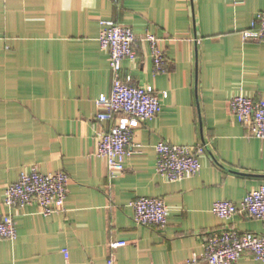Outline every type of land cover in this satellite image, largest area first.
I'll list each match as a JSON object with an SVG mask.
<instances>
[{
  "label": "crops",
  "instance_id": "1",
  "mask_svg": "<svg viewBox=\"0 0 264 264\" xmlns=\"http://www.w3.org/2000/svg\"><path fill=\"white\" fill-rule=\"evenodd\" d=\"M260 11L264 0H0V216H15L18 229L16 240H0V264H210L206 233L264 234V219L213 212L215 202L240 205L264 186V139L250 137L230 109L234 95L264 97V42L242 38ZM104 20L141 39L136 59L122 62L123 78L167 93L160 114L135 130L114 178L96 153V133L113 124L97 119L113 84L109 51L98 43ZM148 35L166 71H156ZM161 141L206 143L201 171L162 177ZM32 165L69 174L64 211L5 205L8 185ZM142 196L166 201V226L135 222L131 203ZM117 241L127 244L113 248ZM237 264L264 262L248 253Z\"/></svg>",
  "mask_w": 264,
  "mask_h": 264
},
{
  "label": "built area",
  "instance_id": "2",
  "mask_svg": "<svg viewBox=\"0 0 264 264\" xmlns=\"http://www.w3.org/2000/svg\"><path fill=\"white\" fill-rule=\"evenodd\" d=\"M98 37L101 49L108 50L109 64L113 77L110 94H102L98 100L97 119L113 124L96 133L97 155L104 158L111 178L125 170L127 156L133 153L135 130L145 121L155 119L162 111V99L167 93L159 94L151 86H140L122 76L124 59H136L137 43L141 40L130 25L115 20L101 21ZM151 45L156 71H166L165 57L158 46L155 35L145 36ZM246 42H264V12L260 11L252 26L242 32ZM230 109L242 123L250 137L264 139V97L253 99L244 94L234 95ZM120 117V123L114 121ZM208 145H175L161 141L156 146L157 171L171 182L194 176L201 171V157ZM70 176L65 171L43 173L37 165L24 170L18 181L8 185L5 205L25 208L37 203L41 213L51 215L65 210L69 194ZM134 220L145 226L164 227L168 223L169 209L162 198L142 196L131 203ZM213 212L223 219H230L237 213H246L256 219H264V186L247 193L239 205L231 200L214 203ZM17 221L12 214L0 216V240H16ZM126 241L113 242L111 246H125ZM67 251H65L66 253ZM264 262V234L241 232L232 227L213 230L205 235L204 258L210 264H237L246 254ZM195 256L190 263H197ZM107 264H115L111 257Z\"/></svg>",
  "mask_w": 264,
  "mask_h": 264
}]
</instances>
